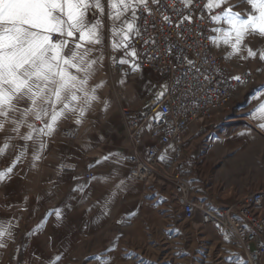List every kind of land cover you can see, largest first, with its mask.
Instances as JSON below:
<instances>
[{
    "label": "rangeland",
    "instance_id": "obj_1",
    "mask_svg": "<svg viewBox=\"0 0 264 264\" xmlns=\"http://www.w3.org/2000/svg\"><path fill=\"white\" fill-rule=\"evenodd\" d=\"M230 3L250 8L247 4L241 5V0H230ZM219 27L226 29L227 25L219 24ZM218 36L216 33L214 39L217 52L228 55L237 69L253 72L256 84L248 91L239 92L230 109L197 126L199 133L190 140L192 148L187 152L189 160L183 174L191 196L200 205L222 206L264 190V130L258 127L261 121L249 118V113L264 101V96L251 99L254 90L259 95L264 88V60L259 59L264 39L256 36L245 40L257 52V57L252 58L247 57L245 50L231 54L232 48L218 40ZM111 44V39H106L104 48L93 53V56L107 54L113 63L110 74L108 68L103 70L96 64L95 74L89 81V89L95 88L101 98L100 105L109 97L119 99L115 86L127 87L134 72L132 62L139 58L132 41L129 48L118 51ZM132 47L136 57L129 56V63H119ZM117 64L124 65L125 73L118 72ZM111 72L121 79L119 83H113ZM146 72L150 88L145 105L162 98L167 91L166 79L150 70ZM161 92L163 95L158 98ZM86 113L83 117L76 113L61 119L51 135L39 137L44 142L42 149L35 137L34 141H24L11 132V124L0 133V147L6 135L15 137L8 141L15 147H10L0 159V171L8 167V156L18 155L27 144L25 155L10 178L0 182V225L11 233L3 237L5 247L0 248V264H103L104 261L109 264H229L231 254L247 263L232 232L216 224L202 225L200 213L194 222L184 220L169 184L146 186L131 180L125 161L121 178L106 177L113 144L104 131L75 128L78 118L84 125H90L92 118ZM28 131L24 127L20 133ZM79 149L92 156L86 159V165L91 168L73 174ZM95 164L98 172L94 170ZM62 170L70 171L69 175L59 176ZM86 171H93L95 179L78 184L84 180ZM126 181H134V191L122 190Z\"/></svg>",
    "mask_w": 264,
    "mask_h": 264
},
{
    "label": "snow or ice",
    "instance_id": "obj_2",
    "mask_svg": "<svg viewBox=\"0 0 264 264\" xmlns=\"http://www.w3.org/2000/svg\"><path fill=\"white\" fill-rule=\"evenodd\" d=\"M176 3L172 0L170 5L174 10ZM153 4L160 5L161 0H0V133L11 124V132L24 141H34L35 137L42 149L44 142L39 137L51 135L61 119L76 113L83 117L91 102L98 99L95 88L89 89V81L103 54L93 53L104 48L106 39H111L113 50L129 48L131 38L141 35L137 13L151 15ZM179 4L189 10L183 20L191 21L193 10L202 6L201 19L207 10L213 22L227 25L226 29L217 27L212 31L232 48L231 54L245 50L247 57H257V52L244 42L256 36L264 39V0H241V5L247 4L249 9L234 6L230 0H200L199 4L197 0H179ZM217 9L220 11L213 14ZM163 19L170 21L166 14ZM124 55L121 64L129 63V56L136 57L135 48ZM259 59L264 60V50L259 51ZM131 66L140 71L139 64L132 62ZM233 79L241 81L239 76ZM162 95L163 92L159 93L158 98ZM260 96H264V88L259 95L254 90L251 99L258 100ZM249 118L261 121L258 127L264 130V101L249 113ZM36 122L42 126L38 127ZM24 127L29 131L21 135ZM14 138L6 135L0 159L10 147H15L8 142ZM24 149L18 155L8 156L10 163L0 171V182L10 178L25 155ZM56 215L59 217V209ZM6 234L11 235L7 227L0 225V248L5 247ZM229 264L243 261L231 254Z\"/></svg>",
    "mask_w": 264,
    "mask_h": 264
},
{
    "label": "built area",
    "instance_id": "obj_3",
    "mask_svg": "<svg viewBox=\"0 0 264 264\" xmlns=\"http://www.w3.org/2000/svg\"><path fill=\"white\" fill-rule=\"evenodd\" d=\"M171 2L161 0L160 5H151V15L137 13L141 33L134 39L139 50L137 64L166 79L167 91L138 111L121 108L120 123L128 143L126 173L146 186L169 184L186 222H194L200 213L202 225L216 224L233 233L247 257L246 264H264V190L230 205H200L191 196L183 174L187 152L192 148L189 136L193 126L230 109L239 92L256 84V76L237 69L228 55L214 49L217 32L212 29L219 25L207 10L201 19L202 6L195 8L192 20L186 21L183 15L189 10L179 0L174 10ZM164 14L170 21L163 19ZM116 69L125 73L121 64ZM236 76L242 82L233 79ZM85 178L93 179L94 175L87 173Z\"/></svg>",
    "mask_w": 264,
    "mask_h": 264
},
{
    "label": "crops",
    "instance_id": "obj_4",
    "mask_svg": "<svg viewBox=\"0 0 264 264\" xmlns=\"http://www.w3.org/2000/svg\"><path fill=\"white\" fill-rule=\"evenodd\" d=\"M134 39H135V36H133L130 41H132L135 45ZM213 47H215V50L218 51L217 43L215 44L213 43ZM135 48L139 54V50L137 49L136 46ZM118 50L119 48L116 49V51ZM127 59L129 60L130 58L127 57ZM138 59L135 62L136 64H137ZM97 64L103 70L108 68L109 74H110V70H111L113 63L111 62L107 54L104 55L103 59L98 61ZM111 75H112L111 79L114 84L115 83L117 84L119 83V81H121V79L115 77V75L113 76L112 72H111ZM148 76L149 74L146 72V69H140L139 72L134 71L129 77V80H128L129 83L127 84V87H125L124 89H121V88H118V86H115L114 92L117 93L119 99H117L116 97L114 99L109 97V100L106 102H103V104L101 105H100L101 98L99 97L98 93L95 92V95L98 97V99L92 101L91 107L86 109V112L92 118L90 120V125L86 126L83 123L75 124L76 125L75 128L78 130L92 128V129L104 131L106 135H109V138L111 139V143L113 144V147H112V151L110 155L111 161L108 164V170L106 171L105 174H106V177H109L110 179L121 178V176H123V162L126 159V153H127V146H128L127 135H126L124 128L119 124L121 108L124 107V108L131 109L133 111H138L141 109L142 106L145 105L146 98L148 95V90L150 88L149 87L150 80L148 79ZM58 128L60 129V127ZM197 133H199L197 126H193L192 132L189 136L190 140L193 139ZM78 152L79 154L77 153V159H76L77 166H76V169H73L72 171L73 174L74 173L78 174L82 172V170L86 167L91 168V165L89 166L86 165V159L91 158L92 156L87 154L86 153L87 151H84L85 153L82 152V149H79ZM94 170L98 172L99 169H98L97 164L94 165ZM69 173L70 171L62 170L60 171L59 176L65 178V176L69 175ZM87 173H93L94 178L88 180L84 176V180L83 181L79 180L78 184L84 181L87 182V181H91L95 179L96 174L93 171H86L84 175H86ZM133 182L132 181L123 182L122 190H127V189L133 190L134 188ZM234 239L236 241L235 237Z\"/></svg>",
    "mask_w": 264,
    "mask_h": 264
}]
</instances>
